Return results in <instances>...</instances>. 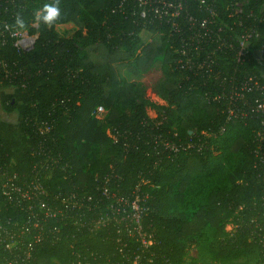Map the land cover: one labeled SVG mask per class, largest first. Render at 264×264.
<instances>
[{
  "label": "trees",
  "instance_id": "trees-1",
  "mask_svg": "<svg viewBox=\"0 0 264 264\" xmlns=\"http://www.w3.org/2000/svg\"><path fill=\"white\" fill-rule=\"evenodd\" d=\"M238 1H245L244 13L252 11L257 17L244 23L258 36L239 61L234 41L233 48L223 47L209 58L220 80L253 75L264 85L259 71L264 58L256 59L253 53L264 40V0H217L220 22L232 25L233 31L213 30L211 35L235 40L241 27L228 13ZM46 4L59 10L52 23L39 18ZM37 11L38 27L33 28ZM187 14L199 19L206 12L191 3ZM2 21L37 34L34 47L26 52L18 53L9 40L0 46V60L10 69L7 77L0 73V106L15 117L0 119V150L11 171L27 175L32 151L40 144L60 152L65 165L49 181L53 191L89 187L94 175L110 166L121 176V192H129L141 177L148 180L142 186L150 193L142 224L152 231L154 244L152 255L142 254L144 264L264 262V247L257 240H264V159L254 153L259 145L264 158V142L255 139L264 127V108L256 110L259 101L264 105V88L234 104L213 99L221 91L216 81L205 82L200 71L180 69L167 31L134 20L117 8L116 0H0V30ZM143 30L151 34L148 40L141 37ZM157 59L162 77L151 92L165 105L152 102L139 83L120 76L111 62L125 61L128 73L136 76ZM97 105L106 110L102 118L92 113ZM147 107L156 109L154 118L147 115ZM229 109L244 110L245 117L228 119ZM35 120L50 123L49 133L39 134ZM116 131L113 140L110 135ZM159 134L176 146L191 136L203 146L173 153L162 148ZM2 204L0 196V208ZM228 223L232 230H226ZM67 228L70 232L56 243L39 245L28 264H71V244L97 252L106 264H125L112 225L86 233ZM6 256L0 248V264H6Z\"/></svg>",
  "mask_w": 264,
  "mask_h": 264
},
{
  "label": "built area",
  "instance_id": "built-area-1",
  "mask_svg": "<svg viewBox=\"0 0 264 264\" xmlns=\"http://www.w3.org/2000/svg\"><path fill=\"white\" fill-rule=\"evenodd\" d=\"M216 1L132 0L131 3L128 0H116V6L123 13H129L134 20H141L145 25H157L166 30L170 38V49L176 54L178 67L182 70L200 71L205 82L206 79L213 78V81H216L214 85L221 88L213 99L226 98L229 104H234L237 99L245 100L246 93L262 90L264 85L253 75L240 79L223 77L220 80V74L213 67L215 61L209 56L216 54L217 50L220 51L223 47L233 48L230 41H234L239 61L249 41L258 36L254 27L251 24L246 25L244 20H257V17H252V11L244 13L245 1L234 2L228 15L236 16V25L241 27L240 32L235 40L226 41L220 36L213 39V30L233 31L232 25L220 22L223 19L217 15L214 8ZM9 2L13 3V0ZM191 3L203 8L206 15L199 19L189 16L187 8ZM38 13L39 11L30 23L33 28L38 27ZM241 14H245L243 19L239 17ZM0 35V46L9 40L18 53L31 50L37 37L36 33H30L26 28L11 27L6 21H2ZM201 53L205 54L204 58H200ZM253 53L256 59L264 58V40ZM2 71L5 77L9 76L10 69L4 60H0V73ZM259 71L260 77L264 79V67H260ZM263 108V103L259 101L256 110ZM104 111L103 106L97 105L92 113L96 117ZM245 113L244 110L229 109L228 119L244 118ZM34 126L39 134H47L51 129L50 123L45 120H35ZM117 133L119 132L110 135L113 140H116ZM189 134L193 135L194 131H189ZM201 134L205 135L204 132ZM192 137L180 146L160 134L156 139L163 149L173 153L190 149L201 150L203 142L198 144ZM255 139L258 143L264 142V127L256 134ZM260 152L257 145L254 153L261 161L264 158ZM32 153L34 160L26 175L11 171L0 150V196L3 199L0 208V248L7 252L6 264H28L34 258V252L39 245L54 244L68 234L70 230L66 229V226L86 233L105 229L110 225L113 226L114 241L122 262L144 264L145 255L142 254L152 255L150 247L154 244L152 231L142 224V219L149 210L147 200L150 197V193L144 191L142 186L148 184V180L141 177L129 192H121L118 187L121 176L110 166L109 171L94 175L89 187L85 184L80 190L75 187L69 190L58 187L53 191L49 188L52 175L65 169V165L61 166L60 152H56L54 147L39 144L34 147ZM9 208L13 209V214L1 213L2 209ZM257 240L264 247V240ZM71 248V264H106L102 256L95 251L73 244ZM147 261L150 262L151 259L148 258Z\"/></svg>",
  "mask_w": 264,
  "mask_h": 264
},
{
  "label": "rangeland",
  "instance_id": "rangeland-1",
  "mask_svg": "<svg viewBox=\"0 0 264 264\" xmlns=\"http://www.w3.org/2000/svg\"><path fill=\"white\" fill-rule=\"evenodd\" d=\"M61 30V29H60ZM141 37L144 40H148L151 34L147 30L141 31ZM112 66L116 70V72L124 77L127 81H135L140 84L141 87L145 89L146 95L150 98V100L156 104H161L165 105V101L160 99L159 97L155 96L151 92L152 86H154L162 77L161 71H160V60L157 59L152 67L148 69L147 71L139 74V75H132L128 73L127 67H126V62L125 61H120V60H113ZM106 110L104 111V113ZM103 113V114H104ZM146 113L150 118H154L156 116V109L152 107H147L146 108ZM103 114H98L96 117L97 118H102ZM0 119H5L9 121H13L15 119L14 115L12 113H5L2 111L1 106H0ZM232 228V223H228L226 226V229ZM195 254L194 249L190 248L189 250V255L193 256Z\"/></svg>",
  "mask_w": 264,
  "mask_h": 264
},
{
  "label": "clouds",
  "instance_id": "clouds-1",
  "mask_svg": "<svg viewBox=\"0 0 264 264\" xmlns=\"http://www.w3.org/2000/svg\"><path fill=\"white\" fill-rule=\"evenodd\" d=\"M44 14L39 18L42 19L45 23H52L56 17L59 15V10L55 5H44Z\"/></svg>",
  "mask_w": 264,
  "mask_h": 264
}]
</instances>
